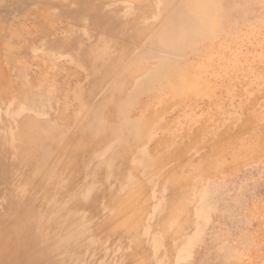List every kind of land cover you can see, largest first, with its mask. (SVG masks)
<instances>
[{"label": "rangeland", "instance_id": "1", "mask_svg": "<svg viewBox=\"0 0 264 264\" xmlns=\"http://www.w3.org/2000/svg\"><path fill=\"white\" fill-rule=\"evenodd\" d=\"M181 2L0 0V264H264V0L177 53ZM49 212L73 223L11 254Z\"/></svg>", "mask_w": 264, "mask_h": 264}, {"label": "bare ground", "instance_id": "2", "mask_svg": "<svg viewBox=\"0 0 264 264\" xmlns=\"http://www.w3.org/2000/svg\"><path fill=\"white\" fill-rule=\"evenodd\" d=\"M161 2H162V6L164 7V6L168 5L170 0H161ZM178 8H179V9H177L178 12H176L177 15L174 17H171L169 19V21L166 22L165 26L161 29V31L158 33V38H160L159 44L162 47L169 48L172 51L177 52V53L182 52L184 43H186L188 41V35L185 34L186 29L190 30L191 37H194L196 35V33L200 30H206L207 32L213 31V29L218 24L219 17L221 15V13L224 12L222 0H182L181 4L178 6ZM169 30H173V31H169ZM157 69L159 70V72L156 71L155 73H161V70L159 68H157ZM30 122H32V125L29 124ZM26 125L33 132H36L38 130L37 127L42 128V126H43V125H41L35 121H32V120L31 121L27 120ZM24 126H25V124H24ZM24 130H26V128L21 126V128L19 129L17 134L19 136L25 135L27 131H24ZM43 130H45L47 133L50 131L49 129H43ZM78 153H79V151H78ZM20 157L24 158L25 156H24V154L21 153ZM45 157H46V155L41 154V156L38 158L33 157L34 159L32 161H29V159H28L27 160L28 164L26 166L27 167L29 166L31 168H33L34 166L38 167L36 165H38L39 161H41ZM110 160H111L110 164H111V167H113V169L115 166L117 168H121L117 164L113 165L114 158H112ZM108 167L110 168L109 164H108ZM101 173H100V177H101ZM93 176L95 177V174H93ZM103 186H104V184H103ZM68 196H76V195L74 194V191H73ZM74 209H78V207L72 208L70 213H73ZM45 213H47V212H45ZM45 213H44V216L43 215L42 216L41 215L35 216V215H32L31 213H26L25 214L26 216L21 218V222L19 224L17 222L16 223L17 225L16 226L14 225L15 226L14 229L12 227L13 232L11 235L14 239L11 240L12 244L10 246L13 245L11 248V251H12L11 254L24 252V251H30V249L33 248L32 246L39 243L40 240H42V238L45 237L47 234L53 235V234L61 231V229L63 227V223L65 225H67V224L71 225L73 223V217L72 216L70 217L71 214H69V212L68 213L63 212V215H62V212H58V215L56 213L51 214L49 212L50 214L46 215V216H45ZM45 219H47V221L51 220V223H50L51 226L50 227H49V225H46L44 223ZM122 224H123V222L121 224H118V226H120ZM48 229H49V231H48ZM46 231H47V233H46ZM73 235H75V234H73ZM48 239H49V237H48ZM123 258H127V257H123ZM2 259H3V257L0 256V263L2 262ZM42 260H41V262H42ZM120 260H123V259L120 258ZM135 260H136V258H135ZM38 263H35V264H38ZM43 264H45V263H43ZM46 264H47V261H46ZM121 264H124V262H122Z\"/></svg>", "mask_w": 264, "mask_h": 264}]
</instances>
